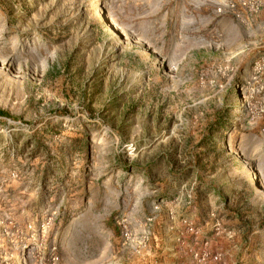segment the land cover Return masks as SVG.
I'll return each mask as SVG.
<instances>
[{
    "label": "rangeland",
    "instance_id": "1",
    "mask_svg": "<svg viewBox=\"0 0 264 264\" xmlns=\"http://www.w3.org/2000/svg\"><path fill=\"white\" fill-rule=\"evenodd\" d=\"M0 264H264V0H0Z\"/></svg>",
    "mask_w": 264,
    "mask_h": 264
}]
</instances>
